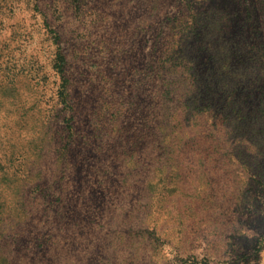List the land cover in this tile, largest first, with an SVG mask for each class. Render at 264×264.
Masks as SVG:
<instances>
[{"label":"trees","instance_id":"trees-1","mask_svg":"<svg viewBox=\"0 0 264 264\" xmlns=\"http://www.w3.org/2000/svg\"><path fill=\"white\" fill-rule=\"evenodd\" d=\"M22 29L11 22L10 37ZM227 41L221 60L200 43L199 65L155 60L133 74L122 63L106 75L103 103L95 80L93 107L86 95L73 105L76 119L58 48L50 99L36 55L16 73L0 62L18 94L13 106L2 101L0 79V264H209L235 238L242 247L255 235L260 247L264 49ZM59 103L71 114L56 126ZM214 170L232 178L224 194L213 191Z\"/></svg>","mask_w":264,"mask_h":264},{"label":"rangeland","instance_id":"rangeland-1","mask_svg":"<svg viewBox=\"0 0 264 264\" xmlns=\"http://www.w3.org/2000/svg\"><path fill=\"white\" fill-rule=\"evenodd\" d=\"M36 2L40 12L35 10ZM11 22H21L26 36L14 41L10 37ZM0 29V48L6 47L0 49L5 54L0 62L15 65L16 73L29 56L36 55L42 69L40 75L50 74L46 99L58 87L52 64L59 49L67 64L64 71L67 103L73 107L76 119L74 106L85 95L90 102L87 108L95 104L91 89L95 80L99 83L101 80L95 95L99 91L103 103L107 97L106 75L121 70L122 63L128 69L144 68L155 60L177 66L191 63L189 59L194 58L199 65L206 55L201 57L197 52L200 43L218 48L210 52L214 53L213 59L221 60V50L228 39L239 49L261 45L264 49V0H0ZM195 39L198 44L191 43ZM257 55H263V50ZM12 72L13 67L0 78L8 96L2 101L8 100L9 106L18 99L17 76ZM135 73L137 68L133 69ZM56 110L57 115L51 111L50 122L57 126L69 118L71 110L64 109L62 103L56 105ZM216 173L215 170L210 173L213 191L224 194L232 188V178ZM255 240V235H250L249 240L243 238L241 247L235 238L231 242L234 246L226 247L223 258L211 255L209 264H222V260L225 264H264V242L258 247Z\"/></svg>","mask_w":264,"mask_h":264}]
</instances>
